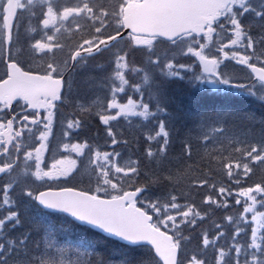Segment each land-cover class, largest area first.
Returning a JSON list of instances; mask_svg holds the SVG:
<instances>
[{
    "label": "snow or ice",
    "instance_id": "obj_1",
    "mask_svg": "<svg viewBox=\"0 0 264 264\" xmlns=\"http://www.w3.org/2000/svg\"><path fill=\"white\" fill-rule=\"evenodd\" d=\"M0 264H264V0H0Z\"/></svg>",
    "mask_w": 264,
    "mask_h": 264
},
{
    "label": "trees",
    "instance_id": "obj_2",
    "mask_svg": "<svg viewBox=\"0 0 264 264\" xmlns=\"http://www.w3.org/2000/svg\"><path fill=\"white\" fill-rule=\"evenodd\" d=\"M90 75H96V73L84 72V73H82V75L80 77V79L82 81L81 90L83 92L89 93V94H90V87L91 86H90L89 83H86L84 81H86L87 80V77L90 76ZM99 95H100L101 98H103L105 95H107L106 90L105 91H102V92H99ZM209 103H211V102H209ZM233 107H235V108H237L239 110H242V111H255L258 116L260 114V109H259L258 105L256 103L251 102V100L248 99V98H244V99H241V100H237L236 102H234ZM246 127H253V126L252 125H248V124H242L241 125V130H243ZM254 127L258 129L260 127V125L259 124H256ZM97 132H101L102 133V126L99 125L97 121L90 120L89 125H88V128L85 130V133L88 136H93ZM140 135H141V133L140 134H134L129 139H131L132 137L139 138ZM69 184H70V182H69ZM70 185L76 186L75 184H70ZM233 211H235V209H233ZM225 214L226 213H224L223 211H218L216 213V216H217V218H219V217H221V216H223ZM109 247H111V245H109Z\"/></svg>",
    "mask_w": 264,
    "mask_h": 264
},
{
    "label": "rangeland",
    "instance_id": "obj_3",
    "mask_svg": "<svg viewBox=\"0 0 264 264\" xmlns=\"http://www.w3.org/2000/svg\"><path fill=\"white\" fill-rule=\"evenodd\" d=\"M228 70L232 71V72H235L236 74H238L239 76H242V77L246 76V73H247V70L243 69L239 65H236L235 62H232V63L229 64V69ZM137 121L138 120L133 119L131 121V123H129V121H127V120H122L116 125V127L121 129V130L128 131L131 134L132 132H134V125H136ZM139 130L144 131V129H142V127H141V124H139ZM127 135H129V134H127ZM74 179L78 183H81V182H82L81 184L85 183V181L79 176L75 177Z\"/></svg>",
    "mask_w": 264,
    "mask_h": 264
}]
</instances>
